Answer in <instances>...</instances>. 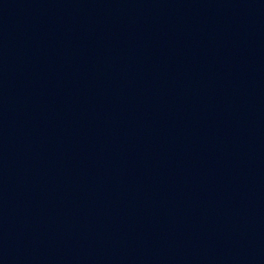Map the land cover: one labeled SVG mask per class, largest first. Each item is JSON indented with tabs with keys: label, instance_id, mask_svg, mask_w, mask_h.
<instances>
[{
	"label": "water",
	"instance_id": "95a60500",
	"mask_svg": "<svg viewBox=\"0 0 264 264\" xmlns=\"http://www.w3.org/2000/svg\"><path fill=\"white\" fill-rule=\"evenodd\" d=\"M0 264H264V0H0Z\"/></svg>",
	"mask_w": 264,
	"mask_h": 264
}]
</instances>
